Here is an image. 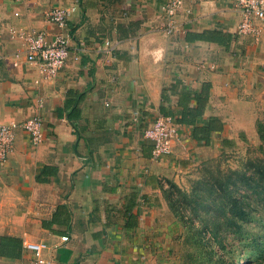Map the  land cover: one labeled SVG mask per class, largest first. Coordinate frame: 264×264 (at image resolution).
<instances>
[{
	"label": "crops",
	"instance_id": "1",
	"mask_svg": "<svg viewBox=\"0 0 264 264\" xmlns=\"http://www.w3.org/2000/svg\"><path fill=\"white\" fill-rule=\"evenodd\" d=\"M74 1L0 0V125L43 121L42 142L31 145L18 129L0 165L16 202L0 219V239L44 242L54 264H165L166 183L243 144L264 150L256 127L264 123V22L253 21L257 36H239L237 0H185L167 36L164 0H76L67 34L86 53L71 52L55 79L41 81L21 36L53 38L47 13ZM210 33L231 39L220 46L198 37ZM106 42L113 49L98 50ZM205 85L203 119L218 118L222 129L204 145L177 125L172 153L152 160L143 132L159 116L178 118L182 92ZM43 167L56 174L37 182ZM27 259L22 249L0 253V264Z\"/></svg>",
	"mask_w": 264,
	"mask_h": 264
},
{
	"label": "rangeland",
	"instance_id": "2",
	"mask_svg": "<svg viewBox=\"0 0 264 264\" xmlns=\"http://www.w3.org/2000/svg\"><path fill=\"white\" fill-rule=\"evenodd\" d=\"M257 147L243 144L212 158L196 161L190 167H185L175 182L166 183L168 196L172 195L167 200L172 218L168 222L171 230L167 235V248L159 257L162 263L238 264L237 260L242 258V261H249L250 264H264V205L246 213L244 219L233 228L235 236L229 234L230 237L225 241L215 239L204 227L206 223H200L192 211L199 200L197 191L205 189V182L216 185L213 182L224 180L231 172L240 170L245 163L263 158ZM215 192L218 199L217 188ZM171 200L176 202L170 203ZM206 202H209V197ZM15 206L13 187L4 166H1L0 219H10L8 216L14 212ZM199 213L203 216L201 211Z\"/></svg>",
	"mask_w": 264,
	"mask_h": 264
},
{
	"label": "built area",
	"instance_id": "3",
	"mask_svg": "<svg viewBox=\"0 0 264 264\" xmlns=\"http://www.w3.org/2000/svg\"><path fill=\"white\" fill-rule=\"evenodd\" d=\"M29 2L30 0H22ZM185 0H164L160 8V19L163 21V31L167 36L176 31L174 17L182 9ZM75 0L70 6L54 7L46 16V21L53 25L57 32L51 39H47L42 32H29L21 36L25 45V59L38 69L41 81L53 80L66 64L71 52L74 54L86 53L82 45H72L67 34V23L76 11ZM235 9L240 17L236 28L237 35L257 36L253 21L264 22V0H237ZM113 47L106 42L103 49L111 51ZM76 55V57H77ZM178 124L172 117L159 116L149 128L143 132L144 138L153 143L151 159L159 160L172 153L173 144L178 138ZM21 129L27 134L31 145H38L43 140V121L34 116L17 124L0 125V165L13 153L15 132ZM60 243H67L66 236L59 238ZM22 251L28 259L24 264H54L48 253L50 247L44 242H22Z\"/></svg>",
	"mask_w": 264,
	"mask_h": 264
},
{
	"label": "trees",
	"instance_id": "4",
	"mask_svg": "<svg viewBox=\"0 0 264 264\" xmlns=\"http://www.w3.org/2000/svg\"><path fill=\"white\" fill-rule=\"evenodd\" d=\"M198 37L220 46H226L231 39L230 35L220 33H210L208 38L205 34ZM208 90L209 87L205 85L198 93L191 94L187 90L182 92L181 100L184 101H180L182 111L178 118H174L178 125L191 126V138L204 145L209 144L210 135L213 132H219L222 129V123L218 118L203 119L204 109L208 102ZM190 102H194L193 107H189ZM71 117L73 118V115ZM256 127L259 139L264 144V123L257 122ZM259 151L263 158L245 163L240 170L231 172L224 180L213 182L216 185L205 182V189L197 191L199 200L195 208L192 209L193 216L200 223H206L204 227L218 241H225L230 237L229 234L233 235V228L238 224V221L244 219L246 213L251 210L255 211L259 209V206L264 205V150L259 148ZM56 171L52 167H43L36 176V181H45L54 176ZM216 188L219 193L218 199L215 194ZM165 195L167 200L172 197V195L168 196L167 190ZM208 197L209 202L205 203ZM171 202L175 203L176 201L171 200ZM173 210L172 208L174 213L175 210ZM199 211L203 213V216ZM16 249H22V242L14 239H0V253L5 254ZM237 263L250 264L249 261H242V258H239Z\"/></svg>",
	"mask_w": 264,
	"mask_h": 264
}]
</instances>
